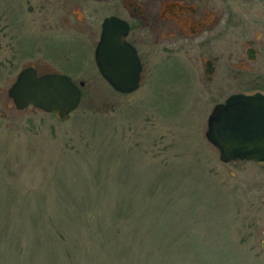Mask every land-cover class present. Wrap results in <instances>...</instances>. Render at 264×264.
Segmentation results:
<instances>
[{
    "label": "rangeland",
    "instance_id": "rangeland-1",
    "mask_svg": "<svg viewBox=\"0 0 264 264\" xmlns=\"http://www.w3.org/2000/svg\"><path fill=\"white\" fill-rule=\"evenodd\" d=\"M17 20L0 15V264H264V170L206 141L225 94L197 61L173 50L122 95L85 45H18ZM29 64L89 78L67 121L15 110Z\"/></svg>",
    "mask_w": 264,
    "mask_h": 264
},
{
    "label": "flooded vegetation",
    "instance_id": "flooded-vegetation-1",
    "mask_svg": "<svg viewBox=\"0 0 264 264\" xmlns=\"http://www.w3.org/2000/svg\"><path fill=\"white\" fill-rule=\"evenodd\" d=\"M0 15L4 29L18 19L17 34L28 36L18 45H85L91 53L89 65L94 64L103 81L95 64L102 39L135 51L141 65L139 87L146 66L165 67L175 50L200 64L201 78L210 92L214 84L215 97L225 94L214 106L237 94L264 95V0H0ZM191 51L194 56H189ZM26 68L37 77L65 75L75 84L84 83L81 97L90 81L80 79L84 71L75 78L57 67L29 64L22 70Z\"/></svg>",
    "mask_w": 264,
    "mask_h": 264
},
{
    "label": "water",
    "instance_id": "water-1",
    "mask_svg": "<svg viewBox=\"0 0 264 264\" xmlns=\"http://www.w3.org/2000/svg\"><path fill=\"white\" fill-rule=\"evenodd\" d=\"M95 63L115 92L126 95L138 90L141 65L134 50L105 44L102 39L95 50ZM83 86L65 75L37 77L26 68L7 90V97L18 111L31 106L65 122L79 106ZM204 136L218 152L219 161L264 167V95L237 94L217 104L207 118Z\"/></svg>",
    "mask_w": 264,
    "mask_h": 264
}]
</instances>
